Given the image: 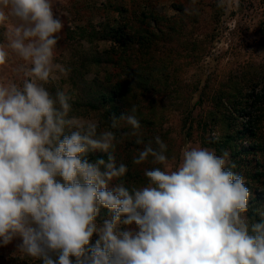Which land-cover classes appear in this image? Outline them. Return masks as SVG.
<instances>
[{"label":"clouds","instance_id":"9594fccd","mask_svg":"<svg viewBox=\"0 0 264 264\" xmlns=\"http://www.w3.org/2000/svg\"><path fill=\"white\" fill-rule=\"evenodd\" d=\"M65 16L54 0H0V67L22 61L18 81L0 76V246L19 239L42 264H264V212L246 215L250 190L228 150L185 147L177 161L159 135L145 142L132 105L110 129L127 127L121 138L142 145L132 164L154 167L144 185L126 182L116 133L74 114L59 85L71 71L56 59ZM97 151L107 160L90 161Z\"/></svg>","mask_w":264,"mask_h":264},{"label":"rangeland","instance_id":"374dc122","mask_svg":"<svg viewBox=\"0 0 264 264\" xmlns=\"http://www.w3.org/2000/svg\"><path fill=\"white\" fill-rule=\"evenodd\" d=\"M54 3L59 12L66 13L56 59L71 69L59 85H67L73 96L74 114L99 121L98 114L77 100L80 96L74 82L87 92L86 101L92 102L97 90L104 87L106 74L111 70L117 72L124 63L142 66L155 77L164 74L172 99L167 101L164 114L160 112L152 126L143 128V139L154 143V137L159 135L168 145L166 155L175 156L177 161L185 147H205L215 150L217 155L228 150L236 165L233 171L245 178L250 190L246 215L250 221L259 222L260 213L264 212V203H256L264 196V186L259 181L264 165V99L260 100L264 96V0H54ZM110 5L111 12L107 8ZM117 5L125 7L127 14L120 15ZM179 7L186 14L179 15ZM151 13L171 41L158 36L150 40L138 30L142 27L153 30L148 16ZM114 24L118 28L125 24L128 34L123 40L126 47H120L111 56L113 42L108 33ZM159 41L163 42L160 46ZM0 42H4L3 28ZM20 63L10 55L7 64L0 67V76L18 81L15 68ZM48 87L56 90L55 85ZM252 91L259 99L258 104L248 99ZM189 95L191 103L196 104L188 129L182 121L183 103ZM241 129L248 131L238 134ZM253 132L257 137L251 135ZM122 155L124 162L128 158L130 164L126 182L144 185L147 182L144 169L154 165L150 162L133 165L128 153ZM109 216V211L102 208L97 222ZM97 238L94 234L90 244ZM18 243L16 239L0 246V264H42L19 253Z\"/></svg>","mask_w":264,"mask_h":264},{"label":"trees","instance_id":"16d2710c","mask_svg":"<svg viewBox=\"0 0 264 264\" xmlns=\"http://www.w3.org/2000/svg\"><path fill=\"white\" fill-rule=\"evenodd\" d=\"M111 6L112 5L107 6L110 12L113 10L112 9L113 7ZM116 11H118L120 15L122 16L127 14V9L123 7L122 5L121 6L117 5ZM177 13L179 15L186 14L185 9H182L180 7L177 10ZM148 16L150 18L153 30H147L146 28H143V27L142 28L144 30L142 28L138 30L140 32H143L146 36H148L150 40H153L155 39L156 36H158V38L164 41L165 40L171 41V39L166 35V33L158 26L156 17L152 13L149 14ZM125 24L123 28L122 27L118 28V24H114V26L109 30L108 34L113 42V46H111V50L113 54H111V56H114L116 53H118V51L120 50V47L122 46L126 47V44L123 41L125 40V34H128L127 29L125 28L126 26ZM104 38L107 39V35ZM160 43H163V42L159 41L158 43L159 46H160ZM163 45L164 44H162L161 48H163ZM111 60L114 61V64H117L116 63L117 61L113 57L111 58ZM74 74L78 75V72H74ZM82 74H81V77L83 78L84 76ZM163 75L164 74L158 77H155L154 75H151L149 72L145 71V69L142 68V66L139 68L138 66L134 67L132 65H128L127 63H124V66H122L120 70H118L117 72H115L114 70H111L106 74V77H105L106 82L105 84H103L104 87L97 90L98 93L95 95V99H93L92 102L86 101L87 96H88L87 92L84 91L83 87L82 89H79V87H77L78 84L74 82V85L76 86L75 90L78 91V96H80L77 98V100L80 99L81 102H84V105H83L84 108L85 106H88V108H90L93 112L99 115V122H100L101 130L114 131L117 135V139L121 141L117 144L116 151L114 153L118 161L124 162V158L122 154H124V157H125L126 153H128V156L131 157L130 159L132 160V157L137 154L136 150L138 148H141L142 145L141 146L134 145L135 144L134 141H131L132 139H128V137L121 138V131H127L128 130L127 127H124L123 129H110V116L115 115L118 118L122 113H125L126 111H128L132 105H135L137 107L136 115L142 125L141 131L143 130L144 127L148 125L152 126V124L156 122L157 115L160 112L163 113L166 110V108L164 107L166 106L167 101L169 99H172V92L169 90L167 79ZM90 93H93V92H90ZM191 98L192 97H190L189 95V97L185 98L186 99L185 103H183V114L185 115H183L182 123L184 124V127H187L188 129L190 128L192 107L195 106L196 104L193 102L191 103ZM248 99L251 101L253 100L252 102L254 104L255 102L257 104L259 102V99H256L255 95L253 96V91L249 95ZM263 99H264V96L260 100H263ZM246 102L247 101L245 100L244 103ZM88 103L89 105H87ZM77 104L79 105L80 102L78 101ZM260 105H263V104L260 103ZM79 112H82V111H79ZM86 112L87 111H85V113ZM98 115L96 116L98 117ZM245 131H248V129H241L237 133L243 135ZM251 135L257 137V135L254 132L251 133ZM226 140L229 141V138H226ZM105 154L106 153L99 152V151L95 153H90L88 156V159L90 161H94L97 158H103L107 160V155ZM126 162L129 167L130 164H129L128 158H127V161H125L124 163L126 164ZM257 165L260 166L259 163H257ZM262 172L263 173L259 175L260 180L259 179L258 180L261 181L260 182L261 185L264 186V165H263ZM128 174L130 176V172ZM255 176L257 175L255 174ZM261 202L264 203V196L261 199L256 201L257 204H260Z\"/></svg>","mask_w":264,"mask_h":264}]
</instances>
